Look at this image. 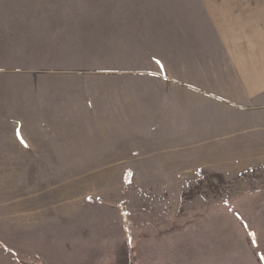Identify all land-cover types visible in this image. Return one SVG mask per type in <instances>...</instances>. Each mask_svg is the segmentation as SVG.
<instances>
[{
	"label": "rangeland",
	"instance_id": "rangeland-1",
	"mask_svg": "<svg viewBox=\"0 0 264 264\" xmlns=\"http://www.w3.org/2000/svg\"><path fill=\"white\" fill-rule=\"evenodd\" d=\"M0 264H264V0H0Z\"/></svg>",
	"mask_w": 264,
	"mask_h": 264
}]
</instances>
